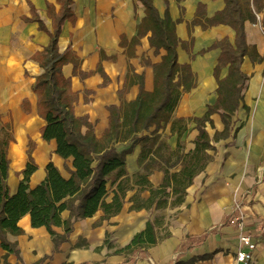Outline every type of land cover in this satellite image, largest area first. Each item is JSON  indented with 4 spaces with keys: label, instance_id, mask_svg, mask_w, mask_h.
Masks as SVG:
<instances>
[{
    "label": "crops",
    "instance_id": "1",
    "mask_svg": "<svg viewBox=\"0 0 264 264\" xmlns=\"http://www.w3.org/2000/svg\"><path fill=\"white\" fill-rule=\"evenodd\" d=\"M151 1L161 17L167 10L176 23V36L185 44L177 48L178 62L189 64L196 79V86L181 94L170 121L157 131L159 142L168 147L165 156L173 161L178 134L181 133V152L188 153L195 147L198 131L187 120L203 117L217 99L213 71L220 49L202 55L200 52L224 38L233 44L235 34L225 25L206 30L192 25L198 10L201 23L207 25L206 20L224 8V0ZM198 5L202 7L198 9ZM59 10L58 0H0V125H9L14 139L7 150L10 161L7 183L12 194L29 157L37 167L30 177V188L44 179L49 162L65 179L69 177L65 166L72 167L71 158L64 160L55 153L54 140H42L40 129L45 122L37 114L38 99L32 90L43 72L32 57L48 45L47 31H53L50 14ZM70 10L72 16L61 27L58 47L60 53L71 50L78 66L74 70L72 64H67L62 74L70 78L72 91L77 95L75 115L88 117L99 138L108 127V107L136 99L137 82L125 86L122 97L118 94L133 74L143 75L145 91L153 90V71L144 61L158 63L164 51L154 54L148 41L150 33L132 50L131 40L145 16L139 0H73ZM256 17V23H244L245 41L262 60L252 63L244 57L242 62L241 70L248 80L242 91L243 100L232 119V136L213 144L215 150L209 151L212 161L194 178L180 205L172 206L170 197L165 208L131 210V198L139 191L133 186L117 215L99 223L103 216L99 210L90 218L75 221L68 241L57 253H53L46 229L32 228L29 216H24L18 222L24 234L9 238L16 244L18 255L0 248V264H235L238 236L242 232L252 234L258 243L251 264H264V10ZM98 68L107 78L104 86V76ZM226 75L224 68L220 78ZM180 119L187 122L178 123ZM211 120L213 127L208 124L206 127L210 137L223 130L218 114H213ZM153 131L150 128L133 140L115 144L118 151L131 148L125 157V170L131 180L141 171L138 158L142 146L146 150L150 142L141 143L140 139L146 136L151 140ZM156 146L147 159L153 157ZM179 170L178 166L170 172ZM148 180L152 187L160 188L164 173L154 170ZM249 191L251 194L247 196ZM138 194L142 200L150 196L148 191ZM111 197L112 194L107 201ZM237 202L243 204L245 216L241 231L229 224L228 211ZM68 215L64 211L61 217L66 220ZM148 221L157 223L156 244L131 246L122 251L145 229ZM57 232L63 231L59 228ZM106 236L108 244H104ZM78 242L82 246H76Z\"/></svg>",
    "mask_w": 264,
    "mask_h": 264
},
{
    "label": "trees",
    "instance_id": "2",
    "mask_svg": "<svg viewBox=\"0 0 264 264\" xmlns=\"http://www.w3.org/2000/svg\"><path fill=\"white\" fill-rule=\"evenodd\" d=\"M139 1L144 6L145 16L137 26L136 37L131 40L132 50L140 43L141 38L150 33L148 41L154 48V54L157 55L163 50L164 55L155 64L144 61L153 71L151 92L144 89L143 75L133 74L132 78L126 81L124 88L118 92L120 97L125 93V86H131L134 82H137L139 87L138 95L134 101L108 107V127L99 138L94 134L88 117L75 115L77 95L72 91L70 78H65L62 74L65 65L72 64L74 70L78 66V60L71 50L66 49L60 53L58 47L61 27L72 16L70 7L73 0H58L60 10L50 14L53 31H47L48 45L32 57L43 70L36 78L32 90L38 99L37 114L45 122L40 129L42 140H54L55 153L64 160L71 158L72 167L70 169L65 166L69 174L65 179L49 162L45 167L44 179L34 188H30L29 180L37 167L29 157L25 169L21 172L22 178L16 192L12 194L7 183L10 165L7 150L9 143L14 139L9 125H0V248L8 253L18 255L16 244L9 238L24 234L23 229L18 226L24 216H29L32 228L46 229L53 244V253H57L62 244L68 241L75 221L90 218L99 210L103 213L99 223L117 215L122 210L126 194L133 186H137L139 191L131 198V210L150 209L153 206L156 209L165 208L170 197L172 206L180 205L194 178L212 161L213 157L209 151L215 150L213 144L232 136V119L243 100L242 91L248 80V76L241 70L242 62L244 57H248L252 63L262 60L256 49L246 44L244 23L257 22L256 15L264 10V0H224V8L207 19V25L202 24L199 19L201 14L198 9L202 5H198V17L193 20L192 25H200L203 30L225 25L234 31L235 37L233 44L224 38L200 52L202 55L207 51L220 49L218 63L213 71L218 86L217 99L213 106L208 107L203 117L187 120L194 123L198 131L194 141L195 147L188 153L181 152V133L178 134L173 161L169 156H165L168 147L164 142H159L157 131L170 121L181 94L190 92L196 86V79L189 64L178 62L177 48L180 45L185 47V44L176 36V23L170 19L168 11L161 17L151 0ZM38 22L41 28L40 20ZM132 50L130 48V55H133ZM224 68L227 69V75L220 78ZM98 71L104 76V86L107 78L101 68H98ZM213 114L220 116L223 130L215 131L210 137L206 127L207 124L213 127ZM187 121L180 119L178 123ZM150 128H154V136L151 140L146 136L141 137V143L150 142L146 150L145 146H142L138 158L141 171L131 180L125 170V157L131 152V148L118 151L115 144L133 140ZM156 144L153 157L147 159ZM178 166V172H170ZM154 170L164 173L160 188L152 187L148 180ZM144 191L150 194L147 200L139 197L138 193ZM111 194V200L107 201ZM64 211L69 213L66 220L61 217ZM59 228L62 233L57 232ZM156 228L157 223L148 221L145 229L122 251L129 250L131 246L142 248L146 243L156 244ZM104 244H108L107 236ZM76 246L82 245L78 242ZM46 258L48 257L44 259Z\"/></svg>",
    "mask_w": 264,
    "mask_h": 264
},
{
    "label": "built area",
    "instance_id": "3",
    "mask_svg": "<svg viewBox=\"0 0 264 264\" xmlns=\"http://www.w3.org/2000/svg\"><path fill=\"white\" fill-rule=\"evenodd\" d=\"M251 192L247 193L249 196ZM243 204L241 202L235 203L229 209V224L238 230H242L244 226L245 216L242 210ZM238 250L236 252L235 264H251L253 261L252 253L257 248L258 243L254 236L249 233H240L238 236Z\"/></svg>",
    "mask_w": 264,
    "mask_h": 264
}]
</instances>
